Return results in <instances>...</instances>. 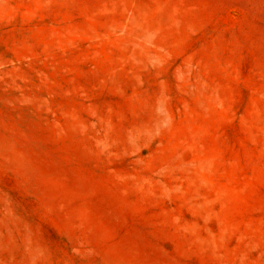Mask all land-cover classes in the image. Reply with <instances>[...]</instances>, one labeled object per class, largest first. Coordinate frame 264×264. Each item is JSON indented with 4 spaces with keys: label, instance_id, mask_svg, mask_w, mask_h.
I'll return each instance as SVG.
<instances>
[{
    "label": "rangeland",
    "instance_id": "rangeland-1",
    "mask_svg": "<svg viewBox=\"0 0 264 264\" xmlns=\"http://www.w3.org/2000/svg\"><path fill=\"white\" fill-rule=\"evenodd\" d=\"M0 264H264V0H0Z\"/></svg>",
    "mask_w": 264,
    "mask_h": 264
}]
</instances>
